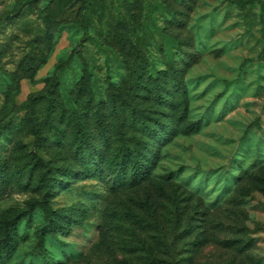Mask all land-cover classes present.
<instances>
[{
  "label": "rangeland",
  "instance_id": "1",
  "mask_svg": "<svg viewBox=\"0 0 264 264\" xmlns=\"http://www.w3.org/2000/svg\"><path fill=\"white\" fill-rule=\"evenodd\" d=\"M6 221L5 264H264V0H0Z\"/></svg>",
  "mask_w": 264,
  "mask_h": 264
},
{
  "label": "trees",
  "instance_id": "2",
  "mask_svg": "<svg viewBox=\"0 0 264 264\" xmlns=\"http://www.w3.org/2000/svg\"><path fill=\"white\" fill-rule=\"evenodd\" d=\"M136 55L140 56L141 54L139 51H136ZM52 82H56V79L53 78ZM129 108L133 111V108L131 105H129ZM155 125L159 126V124L155 121ZM198 123H193L190 126L186 127L184 129L185 134H190L198 130ZM138 126V125H137ZM148 131L149 136L155 137L157 129L154 128H145L144 131ZM171 133L172 136L176 133L174 131H168ZM164 133V132H163ZM165 134V133H164ZM98 136L102 140H106L104 133L98 130ZM52 139L55 141H59L60 137L58 133L53 132ZM141 138L139 135H134L133 138L130 139L128 144H122V147L118 151V156L111 161L112 166H116L119 168H122L123 174L121 176V182L128 184V186L133 187L141 183L144 179L143 176L148 172V162H144L142 159L143 156L138 155V148L143 146V141L140 140ZM73 143L76 145L74 154H81L83 152V149L86 148V145L88 143L87 134L85 133V130L78 129L77 133L75 134V137L73 139ZM132 144V148L130 149V145ZM84 146V147H83ZM87 149V148H86ZM88 150V149H87ZM89 157L92 163H94L98 155L96 151L93 153H89ZM46 176V172H42L41 179H43ZM40 207L42 208L44 214L46 215V218L48 219V223L46 224L45 230L46 231H61L62 224L59 223V216H57L56 219L53 221V213L49 207L43 203L40 204ZM1 231H2V242L0 246V264H5L6 261L11 257L14 249H15V240L13 237V234L11 232V229L9 228V223L3 222L1 224Z\"/></svg>",
  "mask_w": 264,
  "mask_h": 264
}]
</instances>
